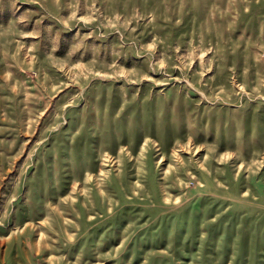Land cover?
Returning a JSON list of instances; mask_svg holds the SVG:
<instances>
[{"label":"rangeland","instance_id":"374dc122","mask_svg":"<svg viewBox=\"0 0 264 264\" xmlns=\"http://www.w3.org/2000/svg\"><path fill=\"white\" fill-rule=\"evenodd\" d=\"M0 264H264V0H0Z\"/></svg>","mask_w":264,"mask_h":264},{"label":"bare ground","instance_id":"6f19581e","mask_svg":"<svg viewBox=\"0 0 264 264\" xmlns=\"http://www.w3.org/2000/svg\"><path fill=\"white\" fill-rule=\"evenodd\" d=\"M39 221V220H38ZM41 223V222H40Z\"/></svg>","mask_w":264,"mask_h":264}]
</instances>
